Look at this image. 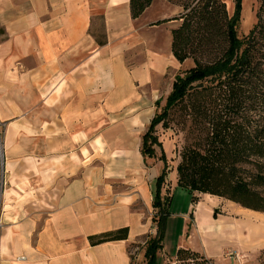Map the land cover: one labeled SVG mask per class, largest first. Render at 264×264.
<instances>
[{"label":"crops","instance_id":"0c3cea01","mask_svg":"<svg viewBox=\"0 0 264 264\" xmlns=\"http://www.w3.org/2000/svg\"><path fill=\"white\" fill-rule=\"evenodd\" d=\"M159 9L153 0L132 17L129 0H0V264L144 259L160 169L140 134L176 60V19ZM203 195L195 223L263 222L231 200L235 212L216 218L223 198ZM124 226L125 238L89 239Z\"/></svg>","mask_w":264,"mask_h":264},{"label":"trees","instance_id":"16d2710c","mask_svg":"<svg viewBox=\"0 0 264 264\" xmlns=\"http://www.w3.org/2000/svg\"><path fill=\"white\" fill-rule=\"evenodd\" d=\"M153 0H129L137 17ZM181 11L162 20L177 19L171 28V51L179 63L193 65L177 72L171 88L154 111L141 135L140 152L155 155L161 147L156 126L182 133L175 147L176 184L190 194L192 206L209 193L264 212V0H255L254 20L239 31L242 0H233L229 12L224 0H168ZM158 20L155 23L160 22ZM176 125V130L173 129ZM154 180L152 219L156 231L144 244V260L151 264L162 249L164 221L172 190L166 181L168 161ZM127 227L89 236L92 243L125 238ZM209 258L179 246L173 260L162 264H201Z\"/></svg>","mask_w":264,"mask_h":264},{"label":"rangeland","instance_id":"374dc122","mask_svg":"<svg viewBox=\"0 0 264 264\" xmlns=\"http://www.w3.org/2000/svg\"><path fill=\"white\" fill-rule=\"evenodd\" d=\"M224 1L228 11L232 12L234 1ZM156 5H158L160 11H167L166 14L168 15L172 14L170 17L177 15L182 9L180 5L168 0H156ZM254 6L255 0H242L239 22L240 32H247L252 25L254 20ZM178 23L179 20L176 19L174 26L178 25ZM192 65L193 61L190 58H187L182 63H179L177 60L172 64L169 63L157 88L156 96L160 97V103L157 109L164 104L165 97L171 88L174 75ZM153 105L154 113L156 105L155 103ZM176 128V125H174L173 129L176 130ZM145 129L141 131L140 137ZM156 133L161 140V147L155 145V155L152 157L146 156V159L148 162L157 165L158 169H162L163 161L159 159L158 156L161 151L165 154L169 164L166 181L170 184L172 190V200L169 205V212L164 221L162 249L156 252L155 260L151 264H162L165 261L173 260L175 258L176 249L179 246L192 247L210 253L212 257L207 256L209 258L207 262L201 264H264V215L260 217L263 222L259 224H255L256 222H254V224L250 223L252 221V218L249 216L250 213H243L244 217L241 219L238 218L239 216H234L236 219H239L241 223L247 224H244L245 226L240 228L239 226L241 225L234 226L232 227V231H222L210 226L206 227V225L203 224H205L208 218L198 220L197 223H195L193 221L194 211L193 207H191L190 194L184 188L178 186L175 181L176 172L173 165L177 159L175 147L182 143V133L180 131L175 133L172 129L164 128L161 124L156 126ZM203 197V194L200 195L201 199ZM221 200L222 203L214 207L216 218H221L223 213L228 214V212L231 213L235 210L234 204L230 203L228 199L223 198ZM154 213L155 210L153 209V214ZM202 214H204L203 211ZM228 216L230 215L228 214ZM231 216L233 218V214H231ZM222 218H227V216H223ZM152 222L156 231L157 222L153 219ZM207 223L209 224L211 221ZM238 242L240 243V247L237 246ZM143 260L140 259L137 261L132 258V264H141Z\"/></svg>","mask_w":264,"mask_h":264}]
</instances>
